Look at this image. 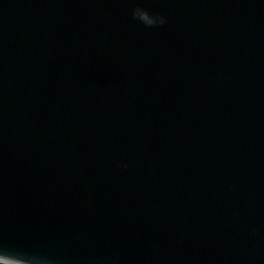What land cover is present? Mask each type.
<instances>
[{"label": "water", "instance_id": "obj_1", "mask_svg": "<svg viewBox=\"0 0 264 264\" xmlns=\"http://www.w3.org/2000/svg\"><path fill=\"white\" fill-rule=\"evenodd\" d=\"M0 252L264 264V0H0Z\"/></svg>", "mask_w": 264, "mask_h": 264}, {"label": "clouds", "instance_id": "obj_2", "mask_svg": "<svg viewBox=\"0 0 264 264\" xmlns=\"http://www.w3.org/2000/svg\"><path fill=\"white\" fill-rule=\"evenodd\" d=\"M140 8V7H137ZM145 10V9H144ZM145 12H148L145 10ZM134 18H136L133 15ZM147 17H141V20H146ZM146 26H151L150 24H145ZM0 264H30V261L28 258H24L21 256H15V255H10L6 254L4 252H0Z\"/></svg>", "mask_w": 264, "mask_h": 264}]
</instances>
